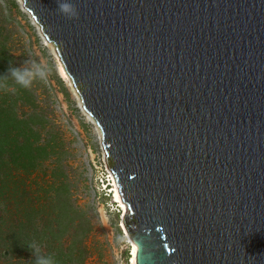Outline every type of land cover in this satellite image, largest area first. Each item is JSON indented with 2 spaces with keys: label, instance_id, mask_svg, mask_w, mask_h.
<instances>
[{
  "label": "water",
  "instance_id": "95a60500",
  "mask_svg": "<svg viewBox=\"0 0 264 264\" xmlns=\"http://www.w3.org/2000/svg\"><path fill=\"white\" fill-rule=\"evenodd\" d=\"M99 126L136 264H264V0H22Z\"/></svg>",
  "mask_w": 264,
  "mask_h": 264
},
{
  "label": "rangeland",
  "instance_id": "374dc122",
  "mask_svg": "<svg viewBox=\"0 0 264 264\" xmlns=\"http://www.w3.org/2000/svg\"><path fill=\"white\" fill-rule=\"evenodd\" d=\"M26 61L44 64L49 75L29 89L0 91V111L15 124L11 137L22 133L20 140L46 149L24 164L1 153L0 264H35L33 242L56 264H132L102 132L23 1L0 0V76Z\"/></svg>",
  "mask_w": 264,
  "mask_h": 264
},
{
  "label": "clouds",
  "instance_id": "9594fccd",
  "mask_svg": "<svg viewBox=\"0 0 264 264\" xmlns=\"http://www.w3.org/2000/svg\"><path fill=\"white\" fill-rule=\"evenodd\" d=\"M58 11L68 19L78 18V11L71 0H57ZM49 69L42 63L26 61L22 67H10L7 74L0 76V91L16 92V86L29 89L36 80H45L49 75ZM29 247L35 256V264H56L51 255L42 253L41 248L35 242Z\"/></svg>",
  "mask_w": 264,
  "mask_h": 264
},
{
  "label": "trees",
  "instance_id": "16d2710c",
  "mask_svg": "<svg viewBox=\"0 0 264 264\" xmlns=\"http://www.w3.org/2000/svg\"><path fill=\"white\" fill-rule=\"evenodd\" d=\"M7 109L3 108V111H0V131H4V138L3 142L0 143V156L1 153H9L10 157L12 158L13 162L15 163H26L27 161H31L34 163L36 160L37 154L44 149L45 147L36 146L35 148L28 142V138L25 137L24 140H20L19 135L23 137V134H16L15 136H10L9 132L11 129L15 128V124L8 121L6 118H4L3 114L6 112ZM20 126H24L23 121L19 120L17 121ZM13 126V128L11 127ZM19 126V127H20ZM21 128V127H20ZM22 130V128H21ZM23 133H29V131H23ZM8 143H10L8 145ZM33 147V148H32ZM36 152V153H35ZM27 160V161H26Z\"/></svg>",
  "mask_w": 264,
  "mask_h": 264
},
{
  "label": "bare ground",
  "instance_id": "6f19581e",
  "mask_svg": "<svg viewBox=\"0 0 264 264\" xmlns=\"http://www.w3.org/2000/svg\"><path fill=\"white\" fill-rule=\"evenodd\" d=\"M35 21V20H34ZM35 23H36V21H35ZM36 24H38V23H36ZM48 41V40H47ZM49 42V41H48ZM50 43V42H49ZM61 63V62H60ZM61 66V71H62V73H63V75L69 80V81H71V79H70V77L67 75V73L65 72V70H64V67H63V65L61 64L60 65ZM71 83H72V81H71ZM93 121V123H95L94 122V120H92ZM96 124V123H95ZM97 127H99V126H97ZM100 130V129H99ZM113 176H112V179H113V181H114V186H115V198H116V200H117V202H119V204H120V207H121V209H122V211L124 212V215L126 216V215H128V213H129V211H128V206L122 201V199H121V197H120V194H119V190H118V187H117V184H116V181H115V177H114V174H112ZM136 253H137V246L133 243V251H132V257H131V261H132V264H136Z\"/></svg>",
  "mask_w": 264,
  "mask_h": 264
}]
</instances>
